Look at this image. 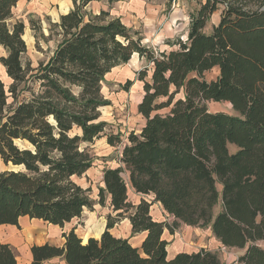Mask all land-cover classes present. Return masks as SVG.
Instances as JSON below:
<instances>
[{"label":"trees","instance_id":"trees-1","mask_svg":"<svg viewBox=\"0 0 264 264\" xmlns=\"http://www.w3.org/2000/svg\"><path fill=\"white\" fill-rule=\"evenodd\" d=\"M19 1L0 0V63L11 79L7 86L0 77V156L19 168L0 172V225L29 217L63 227L96 203L115 213L99 238L84 240L74 227L61 246L33 244L31 264H228L204 247L171 257L164 231L174 234L180 222L210 225L222 245L245 249L239 264H264V0H202L187 39L159 51L110 11L87 14L97 0H73L53 24L60 35L53 54L35 68L22 60L24 22L11 21ZM220 6L219 23L204 31ZM135 54L152 72L149 79L148 67L136 72L145 122L123 141L120 132L105 133L103 81ZM209 100L228 101L238 114L211 111ZM103 135L123 149L119 165L103 170L94 200L76 179L93 166L89 146ZM132 188L138 203L129 200ZM154 203L173 223L153 217ZM125 217L132 233H145L139 246L111 232ZM0 264H18L9 243L0 242Z\"/></svg>","mask_w":264,"mask_h":264},{"label":"rangeland","instance_id":"rangeland-1","mask_svg":"<svg viewBox=\"0 0 264 264\" xmlns=\"http://www.w3.org/2000/svg\"><path fill=\"white\" fill-rule=\"evenodd\" d=\"M202 0H127L114 1L111 4L108 0H97L89 3L85 7L87 14H97L101 9L110 11L112 16H118L133 31H138L143 38V44L156 51L167 49L170 46L167 40H174L181 37L186 40L190 24V13L199 9ZM74 7L73 0H20L15 6L11 21H22L25 24L24 38L27 43V52L23 54L22 60L25 65L35 68L40 62H46L53 54L60 41L57 28L53 26L59 21L60 15L70 11ZM223 6L213 13L204 31L210 32L214 25L220 21ZM6 54L0 47V56ZM148 67V76L152 72V65L145 58H140L135 54L129 63L119 65L109 73L103 81L102 92L110 104L101 108L102 118L107 122L105 133H121L126 140V136L135 130L139 132L145 120L138 111V104L143 98L144 81L135 79L137 71ZM219 71L213 69L206 72L205 76L211 80L216 78ZM0 77L10 85L11 79L8 77L4 66L0 63ZM135 79L129 91L123 89V84L128 79ZM12 102V98L9 99ZM207 106L211 111H226L237 115L238 112L232 108L228 101H207ZM20 147H25L28 143L16 140ZM90 151L94 158L93 166L76 180L85 188H90L89 195L96 200L98 198L99 187L103 185V170L107 167L119 165L123 143L117 142L111 145L107 142L106 136H101L90 144ZM237 147L229 145L230 152L236 151ZM10 169H19L12 164H5L0 156V172ZM141 195L134 189L129 190V200L138 203ZM152 200V195L145 197ZM153 217L159 220H167L173 223L174 216L169 215L160 203H154L151 208ZM115 213L108 205L101 206L99 203L94 208H86L81 217L73 219L65 226H56L39 219L23 217L19 221V226H0V240L8 241L18 260V264H31V246L33 244H43L49 242L56 245H63V233L76 227V232L84 240L94 236L99 238L108 222V215ZM111 232L116 236L128 237L133 245L139 246L142 233H132L129 218L118 219ZM164 236L169 241L168 247L171 253L176 251L193 252L204 247L217 254L220 261L228 264H239L238 257L245 249L224 246L214 235L209 226L188 225L180 222L174 230V234L167 229ZM264 247V240L258 241ZM170 253V256L172 254ZM53 264H63L59 258L50 261Z\"/></svg>","mask_w":264,"mask_h":264},{"label":"crops","instance_id":"crops-1","mask_svg":"<svg viewBox=\"0 0 264 264\" xmlns=\"http://www.w3.org/2000/svg\"><path fill=\"white\" fill-rule=\"evenodd\" d=\"M120 1H127V0H120ZM23 218V217H22ZM21 219V218H20ZM20 221V220H19ZM0 226H2V225H0ZM7 226H15V225H7ZM143 235H141V239H140V242H142V240L144 239V237H145V233H142ZM167 239V238H166ZM0 242H4V243H9L8 241H5V240H0ZM10 244V243H9ZM180 251H182V250H180ZM171 253V251H169V254ZM177 253H179V251H176V252H173V253H171L172 254V256L171 257H173V256H175ZM32 256V255H31ZM31 259H32V257H31Z\"/></svg>","mask_w":264,"mask_h":264},{"label":"bare ground","instance_id":"bare-ground-1","mask_svg":"<svg viewBox=\"0 0 264 264\" xmlns=\"http://www.w3.org/2000/svg\"><path fill=\"white\" fill-rule=\"evenodd\" d=\"M9 77V76H8Z\"/></svg>","mask_w":264,"mask_h":264},{"label":"water","instance_id":"water-1","mask_svg":"<svg viewBox=\"0 0 264 264\" xmlns=\"http://www.w3.org/2000/svg\"><path fill=\"white\" fill-rule=\"evenodd\" d=\"M68 12V11H67Z\"/></svg>","mask_w":264,"mask_h":264}]
</instances>
